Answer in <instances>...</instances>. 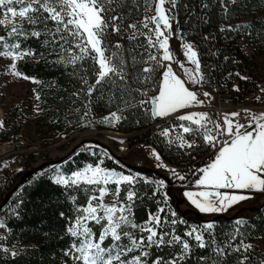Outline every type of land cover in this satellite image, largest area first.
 <instances>
[{"label": "snow or ice", "instance_id": "1", "mask_svg": "<svg viewBox=\"0 0 264 264\" xmlns=\"http://www.w3.org/2000/svg\"><path fill=\"white\" fill-rule=\"evenodd\" d=\"M221 2L223 3V0ZM231 2L235 3V0ZM145 3L148 11L152 9L153 4L155 5L154 14L145 16L136 23L124 25V16L116 10L122 6L123 0H0V28L5 29V34L0 35V57L12 61L8 67L9 74L30 80L32 83H40L19 71L17 62L28 56H35L31 49L22 48L20 38L39 39L42 32L36 30L35 26L43 24V33L51 37L50 40L45 39L43 43L58 45L62 52L68 53L61 62L75 66L87 59L95 65L94 83L89 84L86 76L81 77L87 86L84 89L85 95L91 97L98 87L104 88L106 85L116 83V78L126 82L127 65L123 46L116 43L113 46L115 50L110 51L106 34L109 28L116 34L131 30L129 40L143 37L146 41L137 45L148 53L147 58L143 60L146 66L141 69L142 73L148 75L142 79L149 80L156 67L165 69L158 95L140 101L141 105H151L152 117L166 118L182 110L205 105L213 99L211 93L204 91L201 98V94L194 90V87L188 86L201 85L205 82L198 52L191 43L183 40L178 28L176 33L173 32V23L178 24L174 14L178 0H145ZM48 21L52 22V27H48ZM25 23L32 26L31 30L24 27ZM174 35L181 39L183 56L192 67L178 60L171 49L170 40ZM152 49H155V53L151 51ZM135 62L136 58L133 57V64ZM173 62L177 64L182 75L174 71ZM141 94L147 96V91ZM36 98L40 99L39 94ZM245 114L247 123H241L238 119L240 112L225 113L220 121L212 120L206 112H190L177 116L181 121L179 127L183 134L200 135L208 146L217 150L214 158L194 173L198 176L194 181L197 190L183 193L200 213L222 214L240 202L253 198L247 193H264V113L252 114L246 110ZM106 119L108 123H114L120 120V116L112 113ZM3 127L4 122L0 121V128ZM161 135L169 137L171 133L165 129ZM177 141L181 148L194 146V141L189 142L182 134L177 135L175 141L169 140V143ZM152 155L157 161H161L160 154L155 150ZM102 164L101 160L98 165H88L71 175L56 170L55 184L65 188L88 186L85 205L77 208L79 214L66 228L74 240L65 255H70L76 264H149L150 249L172 245H178L179 250L171 258L156 257L151 264H181L191 253L192 246L189 240H194L196 246L201 249L206 248L209 243H216L213 234L215 222L190 225L186 220L177 218L178 214L174 210L170 211L173 219H169L165 207H158L156 212L150 211L146 221L137 223L133 208L138 199L136 184L143 179L141 174L131 171L125 174L123 171L102 167ZM4 166L7 167V164ZM160 166L167 167L162 161ZM170 171L178 180H186V175L175 169ZM154 184V195L166 187L163 180ZM121 192L124 193L123 198ZM163 195L164 204L167 206L168 194L165 192ZM108 196L112 197L111 203H105ZM246 222L242 219L234 221L236 225ZM177 223L188 225V230L183 236L176 234L174 228L164 230L165 225ZM90 224L101 225L98 237ZM2 228H5V224L0 222V229ZM129 229L136 230L141 235L137 236ZM205 234L208 236L207 240ZM235 234H239L238 228ZM125 238L127 243L122 242ZM109 239L111 243L105 245V241ZM243 247L248 251L252 245ZM234 250L240 251V248ZM213 251L219 256L225 254V248L219 245H216ZM11 255L15 256L16 252L12 251ZM260 264H264V261Z\"/></svg>", "mask_w": 264, "mask_h": 264}, {"label": "trees", "instance_id": "2", "mask_svg": "<svg viewBox=\"0 0 264 264\" xmlns=\"http://www.w3.org/2000/svg\"><path fill=\"white\" fill-rule=\"evenodd\" d=\"M205 4L207 7H204ZM146 8L145 0H123L122 6L117 7L116 10L120 14L123 13L124 24L127 25L129 21H140L145 16H151L155 5H152L150 11ZM263 11L264 0H235V3H232L231 0H223V3L221 0H178L177 28L180 34L194 39L197 47L201 43L199 36L205 35L210 38L213 47L217 48L215 54L212 55V61L215 59V62H218V75L226 77V74L230 73L229 76L234 78V73L250 72L251 67V61H248L236 45L237 40L243 34L242 29L245 27L239 23L242 18H255L256 14ZM47 24L48 27L53 26L51 21H48ZM227 24L236 27V33L232 39H230V35H233L232 32L223 34L219 30ZM24 27L29 30L32 28L27 23ZM35 28L42 32L39 39L35 37L20 38L22 48L31 49L35 52V56H28L18 61L17 69L24 75L40 81L35 90V97L37 94L40 97L39 100L35 99L34 108L37 113L34 112L32 105H28L23 110L13 108L0 133L2 141L16 139L24 129L26 120L27 123L34 125L36 134L45 146L50 145L55 136L65 137L76 131L97 128L114 130L123 134L138 133L127 138V141L132 145L140 143V141L145 142L151 145L165 162L180 167L195 163L197 167L202 168L214 158L216 152L206 155L209 153V148L202 138L198 137L199 135H196L199 145L179 149L166 143L161 135L164 125L153 127L155 122L162 118H153L151 105H141L140 101L150 99L158 94L161 67L155 68L149 80L142 79L143 76L148 75L141 72V69L146 66L143 60L147 58L148 53L143 47H137V45L146 43L143 37L129 40L130 32L126 31L124 34L126 43L123 55L127 65L126 82L116 78V83L111 86L106 85L104 88L98 87L91 97H87L84 92L87 86L81 77L86 76L89 84L94 83L95 65L92 61L86 59L75 66L61 62L63 57L68 56V53L62 52L58 45L43 43L45 39H51L50 36L43 33V24H39ZM246 29L251 33L254 44H264V19L256 18L246 26ZM3 34H5V29L0 28V35ZM151 51L154 52V49ZM133 57L136 58L135 64H133ZM138 66L141 69L137 70ZM144 91H147V96L141 94ZM85 113L88 114L85 115ZM112 113L119 115L120 120L108 123L105 118H108ZM177 121L179 120L177 119L175 122ZM94 152L95 156L90 155V150L86 148L76 150L74 154H71V161L63 168V171L70 174L81 169L85 163L95 165L101 155L97 149ZM103 165L108 169L125 171L112 159H106ZM133 171L141 174L142 178L152 179V182L148 183L141 179L136 184L138 199L133 212L137 223L146 221L148 213L156 212L158 207L166 208L169 219H173L170 216V211L174 210L178 214L177 218L186 220L190 225H201L203 222H207V220L199 219L198 214L190 215L180 212L172 204L173 202L175 204L178 198L173 190L166 192L162 189L155 195L153 194L154 182L157 179L169 182L162 173L157 170ZM26 173L22 174L20 178V183L23 185L20 200L23 203L18 211V217L9 222L12 233L9 235L7 245L17 244L21 247V252L17 256H12L9 249L3 251L0 248V264H76L70 255H65L74 240L66 228L79 214L77 208L85 205L88 198V186L65 188L55 184L49 173L39 175L36 179L34 174L25 177ZM197 178V175H193L189 182L193 183ZM165 192L170 200L167 206L164 204L163 193ZM236 219L247 222L236 225L234 223ZM214 222L216 226L213 229V234L216 243H209L206 248L201 249L196 246L194 240H189L192 246L191 253L181 264H241V261L243 264H260L261 261H264V253L257 257L250 252L245 253L241 249L240 251L234 250L235 245L252 241L264 234V202L254 209H247L230 217H217ZM90 227L98 237L101 225L90 224ZM173 228L176 234L183 236L188 230V225L179 223L165 225L164 230ZM237 228L239 234H235ZM129 231H134L137 236L141 235L136 230L129 229ZM205 238L208 239L207 234H205ZM185 239L188 238L185 237ZM122 242L127 243V239L125 238ZM110 243V239L105 241V245ZM216 245L225 248L223 256H219L213 251ZM178 250V245L153 247L149 250V264L156 257L169 259Z\"/></svg>", "mask_w": 264, "mask_h": 264}, {"label": "rangeland", "instance_id": "3", "mask_svg": "<svg viewBox=\"0 0 264 264\" xmlns=\"http://www.w3.org/2000/svg\"><path fill=\"white\" fill-rule=\"evenodd\" d=\"M155 9V8H154ZM256 18L264 19V11L262 13L256 14L254 17H246L242 18L240 21V25H245L244 29H242V35L237 40L236 45L239 47L240 51L245 55L248 61H251L250 72L247 74L243 72L239 74L238 72L234 73V78L237 80L231 79L228 80L229 88L231 91L237 94L233 88L239 87V91L241 93L245 92L243 97L240 95L237 99L236 97H232V99L228 101H223V107H231L234 106L236 102L242 107H257L258 105H264V97L262 89L260 87H264V44H254L253 39L251 37V33L246 29V26L251 23ZM243 28V27H242ZM173 32L176 33V23H173ZM183 37V40H186L188 43H191L195 50L197 51L198 48L188 40L183 34H180ZM258 44V45H257ZM171 49L174 51L178 60L183 61L186 63V66L192 67V65L187 64L185 57L183 56V49L181 48V39L177 38L176 35L170 40ZM260 46V47H259ZM178 51V52H176ZM198 52V51H197ZM162 54V53H161ZM12 63V61L8 58L0 57V109L4 113V124L6 118L9 116L10 111L13 108H19V110L26 109L28 105H32L33 108L36 105V97H35V90L39 86L40 83H32L30 80H25L22 78L15 77L8 72V67ZM168 63V62H164ZM172 67L174 71L180 73L182 75L181 70L178 68L175 62L172 63ZM165 69L161 67L160 75L162 77V73ZM207 68L201 66V72H205ZM230 73H227L228 78H233L229 76ZM160 77V78H161ZM241 77H249V86L248 90L242 91V85L246 83V79H242ZM190 88L194 87V90H197L201 94V98H203V92L207 91L211 93L213 99H210L205 105L203 106H196L190 109L182 110V114H187L190 112H204L201 108L204 107H213L216 104L217 97L214 98V92L208 91L207 88L196 85L192 86L191 84L188 85ZM240 94V93H239ZM158 95V94H157ZM156 96V95H155ZM259 98V99H258ZM233 103V104H232ZM249 111V108L246 109ZM245 108L241 110V113L246 111ZM34 112L35 111L34 108ZM252 114H261L264 111H259L255 109H251L249 111ZM225 113H229L225 112ZM224 113V114H225ZM231 113V112H230ZM209 114V113H208ZM181 115V114H180ZM210 115V114H209ZM243 115V114H241ZM2 117V116H0ZM211 117V115H210ZM106 119V118H105ZM213 120V118L211 117ZM3 120V117H2ZM245 120L247 121L246 115ZM245 121V122H246ZM244 122V123H245ZM175 123V122H174ZM177 124H180L181 121H177ZM186 123V122H185ZM195 127V126H194ZM98 131H107V132H116L114 130H101L97 128H91L86 130H80L69 134L68 136H55L50 145L45 146L43 142H41V138L36 134L35 127L33 124H29L25 120L24 129L21 131L18 138H16V143L18 146H21L20 152L15 158L11 161L7 162V167L4 165L0 167V170L7 171L9 168L11 169L14 166H21V167H30V170H35L38 176L42 174L49 173L52 175L53 180L55 179L56 170H59L65 175H71L65 173L63 168L69 164L71 161L72 155L76 150L80 148H86L90 150V155L95 156V149L99 150L101 158L98 159L97 163L93 166H96L102 160L103 163L106 159H112L115 162H118V165L124 169L123 171L125 174H128L129 171L132 173H136L133 170H154L159 171L168 178L169 182H166L164 179L163 181L166 184V187L163 188V191L173 190L175 195L178 197L176 203H172L176 208L183 213H188L190 215L198 214L203 220H207V222H214L217 217H230L236 213H241L245 210H251L258 206H260L264 202V193H247L251 195L253 198L240 202L239 204L235 205L233 208H230L227 212L222 214H203L200 213L194 206L190 204V202L186 199L183 195L185 191L188 190H197L192 189L193 183L189 182V179L197 173L200 169L197 167L195 163L186 165L185 167H180L175 164H169L165 162L162 158L161 161L167 167L160 166L161 161H157L155 156L152 155L154 148L151 145L146 144L145 142L137 143V144H130L127 141V138H115V137H108L107 135L101 134ZM122 135L129 134V133H120ZM44 135V134H43ZM45 136V135H44ZM123 141V143H121ZM208 147V146H207ZM29 152V153H28ZM155 152H157L155 150ZM210 152V151H209ZM158 153V152H157ZM207 153L206 155H208ZM112 157V158H109ZM202 159V158H201ZM88 165H92L89 163H85L81 169L83 170ZM104 167V165H101ZM9 169V170H10ZM171 169H175L180 174L186 175V180L180 181L177 179L175 175L170 171ZM77 170V171H78ZM144 181H151L150 178H143ZM161 179H157L156 182L160 181ZM152 182V181H151ZM114 187V186H110ZM121 198L122 192H121ZM170 202V200H168ZM112 197L108 196L105 199V203H111ZM189 211V212H188ZM207 222H203L207 223ZM193 225V224H191ZM252 245L251 249L248 251L244 250L243 245ZM234 248H240L245 253H252L255 256L259 257L264 253V234L262 236L255 238L252 241L241 242L239 245H235Z\"/></svg>", "mask_w": 264, "mask_h": 264}, {"label": "built area", "instance_id": "4", "mask_svg": "<svg viewBox=\"0 0 264 264\" xmlns=\"http://www.w3.org/2000/svg\"><path fill=\"white\" fill-rule=\"evenodd\" d=\"M166 7H167V5H166ZM154 10L151 13V15L154 14ZM121 14L123 15V13H121ZM174 14L176 15V19L178 21L176 9L174 10ZM136 22H138V21H129L128 24L129 23H136ZM117 23H120V22L117 21ZM124 23H125V21L123 20V24ZM138 27H139V24H138ZM176 28H177V23H176ZM143 30L147 31L146 29H143ZM219 30L223 34L232 32L233 35H230V39H232L234 37V34L236 33V27H234L232 24H227L226 26L221 27ZM128 31L130 32L131 30H128ZM125 33H126V31L121 32L120 34H116V33H113L111 31V28H109L108 33L106 34V42H108V44H109L110 51L115 50L113 46L116 43L121 44L123 46V49H124L125 43H126L125 38H124ZM198 38H200V40H201L200 46L197 47L200 63H201V66L207 68V70L204 73L202 72V74L204 75V78H205V82L202 83L200 86L207 88L208 91L214 92V98L217 97V99H216L217 105L216 106L214 104L213 107H204V108H201V110H203L206 113H209L214 121H220L223 114L225 112H228V111H229V113L230 112L231 113L232 112H240L241 113V110H243L244 108H245V110L249 108V111L251 109L264 111V105H262L263 103L258 105L257 107H242L241 106L242 104L240 105L239 102H236L234 104V106H231L228 108L222 106L223 101H228V100L232 99L231 96L232 97L235 96L237 99L240 95H242V97H243L245 92L241 93L240 91L236 90V89H239V87H235V88H233L235 91H237V94L235 95V93L230 90L231 87L229 88L228 80L231 79L232 81H230V82L232 83V82H234L233 80H237V78H228L227 74H226V77H221L218 75V66H219L218 62H215V59H214V61H212V55L215 54V52L217 51V48L213 47V45L211 43V39L206 37L205 35L199 36ZM188 40H190L192 43L195 44L194 39L188 38ZM154 52H155V49H154ZM138 69H141V67L138 66L137 70ZM246 73L248 74L249 71H246ZM247 78H249V77H247ZM245 82L246 83H244L242 85L243 86L242 91L244 89L245 90L249 89V86H247V84L249 83V80L246 79ZM260 88L264 89V87H260ZM263 97H264V93H263ZM263 102H264V100H263ZM182 113L183 112H179V113H175L171 116H168L166 118H162L159 121L155 122L153 127L154 126L159 127V126L164 125L162 131L165 129L170 131L171 135L169 137L163 136V138L166 140V143L168 145L171 144L174 147L179 148V149L188 148V147L181 148L179 146L178 141L174 142V143H169V140L175 141L176 136L182 134V135H184V138L186 140H188L189 142L194 141V146H197V145H199V140L196 137V135L183 134L182 129L179 127V124H177L175 122L177 120V116H179ZM245 113H246V111L241 113L243 115H240V117H238V119L240 120L241 123H244L246 121L245 120V115H246ZM0 116L3 117V120H1V121L4 122V116L5 115L1 109H0ZM3 129L4 128H0V133ZM18 137H19V135L17 136V138ZM198 137L202 138V136H200V135ZM15 141H16V139H10V140H6L4 142L0 139V167H2L7 162L11 161L19 153H21L20 152L21 146H18ZM205 145H207V144L205 143ZM208 148L210 151L209 154H214L217 151L215 148H212L210 146H208ZM9 169L7 171L0 170V222H3L5 224V228H6V230H5V228L0 229V248L3 251H5V249H9L11 251V253H12V251H15L16 252L15 256H17L21 252V247L17 244H12L10 246H7L8 242H9V235L12 233L11 227H9V222L16 219L19 215L18 211L20 209V206L23 203L20 200V196L23 192V185L20 183V178L22 177V174H25L27 171L30 170V167H21V166L16 165V166H14V168L12 167L10 170ZM37 174H38L37 172L34 174L35 179L38 176Z\"/></svg>", "mask_w": 264, "mask_h": 264}, {"label": "water", "instance_id": "5", "mask_svg": "<svg viewBox=\"0 0 264 264\" xmlns=\"http://www.w3.org/2000/svg\"><path fill=\"white\" fill-rule=\"evenodd\" d=\"M95 132H99L101 134L107 135L108 137L112 136V137H115V138H129V137H132V136H135V135L138 134V133H129V134L122 135L119 132H111V131L107 132V131H98V130H95ZM35 173H36L35 170H29V171H27L25 177H30V176H32ZM198 218L202 219L200 216Z\"/></svg>", "mask_w": 264, "mask_h": 264}, {"label": "crops", "instance_id": "6", "mask_svg": "<svg viewBox=\"0 0 264 264\" xmlns=\"http://www.w3.org/2000/svg\"><path fill=\"white\" fill-rule=\"evenodd\" d=\"M247 122H248V121H246L245 123H247ZM194 181H195V180H194ZM194 181H193V182H194ZM194 188H195V187H194V183H193V188H192V189H194Z\"/></svg>", "mask_w": 264, "mask_h": 264}, {"label": "bare ground", "instance_id": "7", "mask_svg": "<svg viewBox=\"0 0 264 264\" xmlns=\"http://www.w3.org/2000/svg\"><path fill=\"white\" fill-rule=\"evenodd\" d=\"M2 120V117H0V121Z\"/></svg>", "mask_w": 264, "mask_h": 264}]
</instances>
